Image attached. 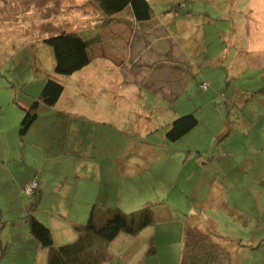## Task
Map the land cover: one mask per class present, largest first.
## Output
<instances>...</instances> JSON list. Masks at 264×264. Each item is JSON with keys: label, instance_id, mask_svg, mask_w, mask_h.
Listing matches in <instances>:
<instances>
[{"label": "rangeland", "instance_id": "374dc122", "mask_svg": "<svg viewBox=\"0 0 264 264\" xmlns=\"http://www.w3.org/2000/svg\"><path fill=\"white\" fill-rule=\"evenodd\" d=\"M150 1L156 15L149 39L141 24L101 27L102 14L89 0H0V159L3 151L17 157L0 181V264H46L47 250L21 232L27 211L21 206L38 199V193L19 196L26 167L40 160L46 191L56 184L73 198L65 176L84 171L87 157L103 182L97 185L105 195L103 214L153 207L157 259L150 264H180L188 227L209 239L206 250L213 243L232 252L228 264H264V0ZM89 30L104 41L96 55L116 53L112 45H118L125 60L56 77L62 99L41 105L20 136V107L28 108L55 77L45 40L59 31L85 39ZM133 38L142 40L141 49L130 50ZM188 114L197 126L168 141L172 121ZM122 156L118 173L114 160ZM74 206L55 213L33 207L54 246L74 241L73 222H87L92 208L82 214ZM196 219L206 223L199 227ZM237 242L254 249L241 253Z\"/></svg>", "mask_w": 264, "mask_h": 264}, {"label": "trees", "instance_id": "16d2710c", "mask_svg": "<svg viewBox=\"0 0 264 264\" xmlns=\"http://www.w3.org/2000/svg\"><path fill=\"white\" fill-rule=\"evenodd\" d=\"M89 2H92L102 14L101 27L117 24L119 18L123 17L126 12L136 24L151 22L156 15L152 7L153 2L150 0H89ZM165 12L167 13V11ZM124 22L125 25H128L127 20ZM86 32L91 34V32ZM97 38L99 39V37ZM97 38L88 39L86 37L83 39L75 32L59 31L53 37L45 40V44L53 54L55 77H49L44 82L40 94L28 108L20 107L24 113L19 125L20 136H25L37 120L40 105L53 107L59 101L64 88L56 77L71 76L89 64V49L94 43H97ZM203 85L206 87V84L203 83L200 85L202 89L205 88ZM197 124L198 121L193 114L178 117L170 124L166 139L176 142L187 135ZM33 182L37 185L36 179ZM24 188L23 193H25ZM36 191L37 186L30 196L35 195L38 192ZM33 202L35 204L33 206L30 204L23 216V223L27 225L30 235L39 247L47 250V264H102L108 259L106 244L113 241L120 233L128 235L139 233L151 226L155 218L151 205L130 214H123L117 209L108 216L105 215L106 213H98L97 205H94L85 224L72 225L76 235L74 241L54 246L50 230L34 215L33 207L38 206L39 199H34ZM192 228L188 227L185 233L181 264H219L220 261L217 260L221 256V251H215L214 254L212 252L214 248L219 250V247L211 243L214 248L210 251L203 248L202 245L205 243L203 241H209V239L201 236L199 231ZM192 236L199 239L192 238ZM0 249L1 258L4 255L1 242ZM221 260L223 259L221 258Z\"/></svg>", "mask_w": 264, "mask_h": 264}, {"label": "crops", "instance_id": "0c3cea01", "mask_svg": "<svg viewBox=\"0 0 264 264\" xmlns=\"http://www.w3.org/2000/svg\"><path fill=\"white\" fill-rule=\"evenodd\" d=\"M132 21L133 20L130 17V20L127 22H128V24L133 23L135 26H137V24L134 23V21L133 22ZM153 21L154 20H152L151 22L145 23V24H141L142 27H145L148 30H150L149 33L148 32L145 33L146 34L145 36L146 37L149 36V39L155 30L154 26H152L153 24L150 25ZM111 25H113V24H111ZM117 25L127 26V25H125V22H124L122 17H120L119 20L117 21ZM149 25L151 26V29H149ZM95 31L89 30V32H91V34L86 32L88 39L92 38V37H95V38L99 37V39L97 38V43H94L89 49V56H90L89 64L84 69H82L81 71H79V72H77L71 76H68V77L71 78L75 75H82L81 73L85 69L89 68L94 62H97V65H103L104 63H102V62L104 60L105 61L107 60L106 62L109 65H111V63H112V66H114V65H119V64L123 63V61L125 60V58H123V61L121 60L122 57L125 56L124 52L119 50L120 48H118V50H116V48H115L118 45L117 46L112 45L114 47V50H115L114 52H116V53L105 54L102 52V53H100V55H96L97 52L95 53V49L98 47L102 48V46H104V43H103L104 41L102 38H100L99 31H97V30H95ZM140 42H142L141 39H139V38L134 39L133 38L131 43L129 44L130 50L133 51V49H135V45L137 48L141 49L142 47H141ZM102 54H104V56ZM114 56H118L120 58V60L116 61L115 59H113ZM49 76H51V75H49ZM63 93H64V89H63V92L61 94L60 99H62ZM60 99H59V101H60ZM98 119L101 120L102 117H100ZM88 147H90V146H88ZM7 148H8L7 145H5V149H7ZM35 149L40 154L41 150H39L38 148H35ZM3 153H4V155H2V158L0 159V181L3 180L2 178H6L5 176H6L7 172L9 171L8 167L15 164L16 158H17V157L16 158L12 157L10 155V151H3ZM18 155L20 158H22V159L24 158V155L22 152H20V153L18 152ZM38 161H40V160L35 161L33 166H30V167H26V165H25L26 171H28V172L24 173V175L21 176L20 182H17V190H20V194H19L20 197H21V194L23 192L24 186L33 182V180L36 179L38 181V185H37V191L38 192L36 191L38 193V199H39L38 207H43L47 210H50L49 212H52V213L53 212L55 213L57 211L63 212L62 210L67 211L65 209L66 204H68L70 206V203L72 201V206L75 205L74 206L75 210H79V212H82V214L87 213L90 208H93L94 205H97V208L99 211L98 213L102 214L103 211L101 210V208L104 206V203H105V201H104L105 195L104 194L99 195V188L97 187V185L103 184V182L101 181V179L98 175H95L93 173V170H94L93 169V163L88 161V157H87L84 165L82 164V166H84V168H85L84 171L76 169V172L72 173L73 175L65 176L66 180L68 179V177H71V180L69 181L68 185L70 188L74 189L73 192H75V194H73V193L71 194V196L73 198H69L68 192H66V191L62 192L59 190V188H56V186H57L56 184H55V187H53V189L46 191L45 184L47 185V182L43 181V185H42L43 169H41V167H40L41 162H38ZM55 161H62L61 156L57 157V159ZM36 162H38V163H36ZM114 163L117 167L118 173L121 172L122 169L125 167V162H124L123 156L121 159L118 158L117 160H114ZM29 173H31V174H29ZM48 183H49V180H48ZM3 184H4V182H3ZM38 187H39V189H38ZM58 187H61V185ZM223 196H224L223 192L220 191V193L217 195V197H218L217 202H219ZM79 197L81 198L80 200H78ZM75 199L77 201H75ZM48 201H49V204H48ZM20 202H21V199H20ZM28 206H29V203H25L21 206L20 210L24 209V211H25L26 208L27 209L29 208ZM218 207L219 206H217L216 208L218 209ZM225 213H228L229 215H231L228 210ZM0 216H1V210H0ZM212 221L213 220H211V219L207 220V222H210V223H213ZM196 222L199 224V227H200V224L202 225L203 222L206 223V219H203L201 221H197V219H196ZM72 224H76V223L73 222ZM151 227L145 228L135 235H128V234L125 235L126 233L125 234L120 233L113 241L106 244L105 247H106V252L108 254V259H107V261L103 262L102 264H143V262H145L146 264H150V262L152 260L156 261L157 254L153 250L154 242H155L156 238H155L154 230ZM22 231L27 232V236L25 237V241H27V243L29 242L30 245H32V242L30 240V237H32V236L29 233L27 225L25 226V228L21 227V232ZM73 233H74V231H73ZM51 236H52V234H51ZM52 238H53V236H52ZM75 238H76V235L74 233V235L73 234L71 235V239L74 240ZM32 239H33V237H32ZM54 240L55 239L53 238V243L55 242ZM254 242H257V241H254ZM254 242L252 244H254ZM235 243L236 242H232V244H235ZM57 244H60V243H57ZM183 244H184V241L182 243V247H183ZM238 247H240L241 253L248 252L250 249L251 250L254 249L251 244L249 246V245L242 244L241 242L238 243ZM114 249H117L118 252L115 251ZM215 251H221V253H220L221 256L217 260L218 262L220 261L219 264H228L229 261L231 263V260H234L231 256L233 253L232 252H231L232 254L229 253L224 248H220V246H219V250H216L215 248L212 250L213 254L215 253ZM234 251H236V252H234V255H235V253H237V250H234ZM226 256L228 257L227 260H221V258L223 259ZM180 259H181L180 260V264H181L182 253H181ZM46 264H47V257H46Z\"/></svg>", "mask_w": 264, "mask_h": 264}, {"label": "built area", "instance_id": "2783aa9c", "mask_svg": "<svg viewBox=\"0 0 264 264\" xmlns=\"http://www.w3.org/2000/svg\"><path fill=\"white\" fill-rule=\"evenodd\" d=\"M203 87H205L203 85ZM36 183L35 182H31L29 184L26 185V187L24 188V192L27 194V195H31L34 193L35 189H36Z\"/></svg>", "mask_w": 264, "mask_h": 264}]
</instances>
